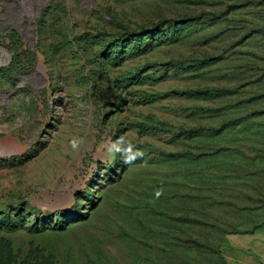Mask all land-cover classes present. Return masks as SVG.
Instances as JSON below:
<instances>
[{
	"label": "rangeland",
	"instance_id": "1",
	"mask_svg": "<svg viewBox=\"0 0 264 264\" xmlns=\"http://www.w3.org/2000/svg\"><path fill=\"white\" fill-rule=\"evenodd\" d=\"M202 13L222 15L131 43L120 66L102 54L124 28ZM11 30L25 70L0 78V210L26 204L49 227L9 234L16 248L58 264H264V225L245 233L264 222V0H0V67ZM186 59L203 61L173 62ZM121 137L144 155L124 163L109 151ZM76 205L88 219L55 230Z\"/></svg>",
	"mask_w": 264,
	"mask_h": 264
},
{
	"label": "trees",
	"instance_id": "2",
	"mask_svg": "<svg viewBox=\"0 0 264 264\" xmlns=\"http://www.w3.org/2000/svg\"><path fill=\"white\" fill-rule=\"evenodd\" d=\"M44 13V12H43ZM222 14L218 13H202L192 15H181L171 19H161L149 26H143L140 29H127L124 28L118 37L110 42H107L102 50V54L106 59L107 63H111L113 66H120L131 48V43L134 44V48L139 49L147 45L159 35L167 32L177 34L180 29L194 28L198 26H210L220 19ZM43 16V14H42ZM183 28V29H182ZM166 39L167 35L165 36ZM6 38L9 40V48L13 55V60L9 67H0V78H6L9 81L15 79V73L25 70V67L20 63L19 58L24 53L22 50L21 38L17 31L11 30ZM214 58H205V60H213ZM201 61L193 60H173L175 63H200ZM144 69H139L137 72L131 74L123 80L126 86L133 85L134 83L142 84L143 78L141 74ZM197 93L215 94L213 90H197ZM218 92V91H216ZM227 92L221 90L218 93ZM175 93L186 94L187 91H176ZM211 129V128H210ZM206 130L204 127L191 128L189 131L201 132ZM211 131V130H210ZM175 155H181L176 153ZM202 155H197V158ZM94 192V191H92ZM88 201L94 206V196L90 191L84 195ZM87 214L83 212L79 205L74 206L68 215L64 217L59 216L54 229L58 231H64L67 226L71 223L78 221H86ZM263 224H259L252 229L245 231V233H255L257 229H260ZM48 224H41L38 220L32 222L31 214L27 212L26 204H14L11 207H7L0 210V264H58L52 253L46 254L45 250L36 246L29 248L27 254H23L20 248H16L13 240L9 237V234L16 233L18 231L25 230L31 234H39L46 232Z\"/></svg>",
	"mask_w": 264,
	"mask_h": 264
},
{
	"label": "clouds",
	"instance_id": "3",
	"mask_svg": "<svg viewBox=\"0 0 264 264\" xmlns=\"http://www.w3.org/2000/svg\"><path fill=\"white\" fill-rule=\"evenodd\" d=\"M122 141H123V137L119 138L115 143H113L109 151L113 152L114 154L122 155L124 158V163L126 164L130 163L132 160L136 159L137 157H142L144 155V153L140 150H136L135 154L132 155L131 153L133 152L134 146L131 144L124 145ZM80 143L81 141L79 139L77 138L72 139L70 141L71 148L73 150L78 149ZM162 193H163L162 188L157 190L156 197L158 198Z\"/></svg>",
	"mask_w": 264,
	"mask_h": 264
}]
</instances>
